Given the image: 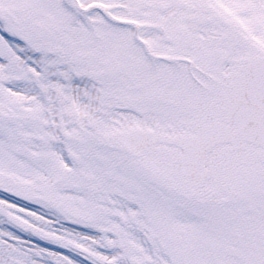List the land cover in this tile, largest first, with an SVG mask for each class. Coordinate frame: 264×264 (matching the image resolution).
I'll use <instances>...</instances> for the list:
<instances>
[{
    "label": "snow or ice",
    "instance_id": "snow-or-ice-1",
    "mask_svg": "<svg viewBox=\"0 0 264 264\" xmlns=\"http://www.w3.org/2000/svg\"><path fill=\"white\" fill-rule=\"evenodd\" d=\"M0 264H264V0H0Z\"/></svg>",
    "mask_w": 264,
    "mask_h": 264
}]
</instances>
